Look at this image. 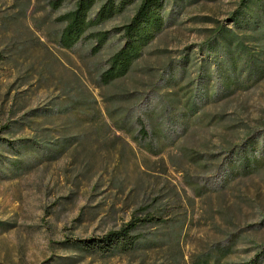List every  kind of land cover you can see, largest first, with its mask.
<instances>
[{"label": "rangeland", "instance_id": "1", "mask_svg": "<svg viewBox=\"0 0 264 264\" xmlns=\"http://www.w3.org/2000/svg\"><path fill=\"white\" fill-rule=\"evenodd\" d=\"M55 1L0 0V264H264V256L256 260L264 253V168L227 172L241 167L253 136L264 160V74L214 102L188 104L186 94L204 70L214 86L219 74L246 76L213 48L220 28L237 31L231 17L241 0H168L163 33L109 86L99 76L120 37L98 54L90 43L61 49L57 17L77 0L57 8ZM141 1L103 30L129 22ZM260 2L255 11L264 18ZM169 83L176 89L166 90ZM157 91L175 93L176 112ZM192 103L198 113L183 133ZM148 212L163 223L142 228L145 241L135 249L76 242Z\"/></svg>", "mask_w": 264, "mask_h": 264}, {"label": "trees", "instance_id": "2", "mask_svg": "<svg viewBox=\"0 0 264 264\" xmlns=\"http://www.w3.org/2000/svg\"><path fill=\"white\" fill-rule=\"evenodd\" d=\"M137 2L138 0H77L71 10L57 17V22L62 25V29L58 33L57 45L63 50L71 51L79 45L90 43L91 52L98 54L114 34L120 37L122 46L109 58L107 67L99 76V85L101 86H109L126 78L137 62L144 57L146 49L163 33L167 26L166 7L168 0H142L129 22L113 30H103V27L123 16ZM260 4V0H241L237 11L231 17L232 22L236 24L237 31L220 28L217 31L215 43L213 42V48L216 51L223 50L227 54L232 71L239 70L242 73L245 70L246 76L240 74L239 80L236 81L231 77V72L229 75L219 74L217 85L214 86L211 85L212 71L204 70L199 77L198 89L195 91L192 88L186 93L190 95L187 100L188 104L197 98L206 103L214 102L221 96L229 98L239 88L244 91L249 90L255 82L251 81L254 79V75L263 77L264 18L259 17L255 11ZM61 5V0L53 2L54 8ZM253 43L259 45L261 49L252 52L250 45ZM174 88L176 89L175 85L170 84L166 90H173ZM177 90L184 91L185 88L181 87ZM193 90L194 95H192ZM157 94L160 95L159 91ZM168 94L160 95L161 101L165 104L166 111L176 112L177 102L172 97L175 93ZM190 110L191 114L180 120L183 133H189L192 128L191 117H195L198 113L195 103H192ZM134 124L136 128L140 129V132L145 133L141 118L137 117ZM2 134L0 132V142ZM259 141L260 138L258 137L250 138L249 144H247L248 149L246 147L242 151L244 161L239 169L233 167L232 164L227 166L230 177L237 174L248 176L264 168V160L256 154ZM40 144L50 151L59 147L58 144L54 145L48 141H42ZM64 151L54 152L52 156L57 159ZM229 176L225 180H228ZM203 195L204 193L199 194V196ZM163 218L161 214L152 212L146 213L144 217H137L135 214L131 221L118 231L109 232L101 238L78 239L76 242L87 247L96 246L106 252H113L120 244L135 249L145 241V235L140 230L146 227L161 226ZM263 256L264 253L259 254L256 260H260Z\"/></svg>", "mask_w": 264, "mask_h": 264}]
</instances>
